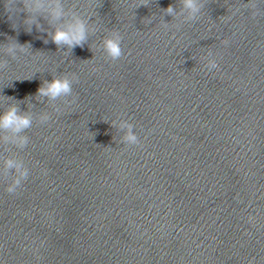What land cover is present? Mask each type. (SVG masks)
<instances>
[{"label": "water", "instance_id": "water-1", "mask_svg": "<svg viewBox=\"0 0 264 264\" xmlns=\"http://www.w3.org/2000/svg\"><path fill=\"white\" fill-rule=\"evenodd\" d=\"M55 2L82 45L53 43L46 11L13 28L0 0V112L32 118L0 130V264H264V0L191 19L183 0ZM62 75L70 94L39 96Z\"/></svg>", "mask_w": 264, "mask_h": 264}, {"label": "clouds", "instance_id": "clouds-1", "mask_svg": "<svg viewBox=\"0 0 264 264\" xmlns=\"http://www.w3.org/2000/svg\"><path fill=\"white\" fill-rule=\"evenodd\" d=\"M3 8L7 13L8 19L11 21L12 27L17 26L16 21L21 13H25L22 23L26 26V30H30V26L36 23L35 16L37 13L46 11L50 17V21L53 22L54 30L50 33L53 43L56 45H66L68 49H72L75 46L82 45L88 35V27L84 20L77 16H73L70 21L63 24L56 25L54 22L64 16V12L60 3L55 0H3ZM183 8L188 12V18H193L200 9V4L197 0H183ZM165 11L169 14L173 13V8L169 5ZM39 28V25L37 24ZM104 52L111 60H117L122 55L120 37L117 34H113L106 39L103 44ZM13 49H18L19 52L25 53L27 48L15 43L9 44L4 47L2 51L4 53H11ZM3 67V61H0V68ZM210 68H216L217 65L212 62L209 64ZM74 77L68 75H62L60 77H54L50 81H45L43 85L38 88L39 96H47L50 100H55L58 97L65 96L71 93L72 83ZM45 116L43 119H47ZM32 124V118L27 114H20L18 108L15 105L8 107L6 110L0 112V130L11 131L13 133H20L22 130L27 129ZM7 140V136L3 137ZM126 141L129 144L137 143V137L129 133L126 136ZM16 142L18 144H24V137H17ZM14 166L13 161L5 159L3 161L4 171L7 173L9 168ZM16 175L12 179V182L7 185V191L13 193L18 188L22 181L27 179L28 170L15 165Z\"/></svg>", "mask_w": 264, "mask_h": 264}]
</instances>
